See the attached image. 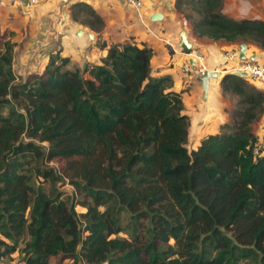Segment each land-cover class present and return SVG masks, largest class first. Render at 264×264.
Returning a JSON list of instances; mask_svg holds the SVG:
<instances>
[{
  "label": "trees",
  "instance_id": "obj_1",
  "mask_svg": "<svg viewBox=\"0 0 264 264\" xmlns=\"http://www.w3.org/2000/svg\"><path fill=\"white\" fill-rule=\"evenodd\" d=\"M174 2L192 11L184 17L194 35L264 49L263 19L228 16L221 0ZM70 13L95 31L103 24L85 1ZM14 44L0 46V258L19 249L25 264H264V154L251 152L263 88L225 72L220 87L237 96L233 126L188 149L180 91L168 74H150V46L98 41L99 62L69 67L54 50L40 72L18 79ZM51 160L57 170L40 164ZM32 174L68 178L85 209Z\"/></svg>",
  "mask_w": 264,
  "mask_h": 264
},
{
  "label": "crops",
  "instance_id": "obj_2",
  "mask_svg": "<svg viewBox=\"0 0 264 264\" xmlns=\"http://www.w3.org/2000/svg\"><path fill=\"white\" fill-rule=\"evenodd\" d=\"M81 1L88 3L100 14L102 26L95 31L80 23L78 19H73L67 11L61 13L59 21H56L55 14L54 16L51 14L52 19H49L47 14V24L40 30L43 36L40 40L33 38L32 42L28 43V48L19 50L15 60L16 70L13 68L14 73L16 71L24 78L28 72H40L47 61L48 52L51 51V46L47 48L49 45H54V50H58L60 55L68 56L70 62L81 66L86 61L99 62L100 57L105 54V48H100L97 45L98 41L108 43L129 38L137 44H146L152 48L150 74L155 76L168 74L172 80V88L180 91L183 112L189 118L187 143L191 148H194L204 135L218 131L220 125L233 120L229 109L237 96L222 91L219 80L225 72L233 70L228 66V62L222 61L221 53L225 49H237L238 42L194 35L174 0H144V4L139 8L128 6L121 0ZM261 1L224 0L221 10L235 18L246 16L264 20V11L260 12ZM43 6L40 5V8ZM39 10H36L37 14ZM154 11L161 12V17L150 18ZM90 30L93 39H90ZM181 30L184 31L190 47L180 43ZM43 41L49 45L42 46L38 51L36 45ZM247 47L246 55L260 53L256 59L264 62V53H261L264 49L251 43H247ZM196 50L203 53L206 68L216 70L215 79L208 82L205 97L201 95L199 76L194 72L197 62L193 53ZM191 58L194 59V63L189 61ZM248 82L252 83L249 80ZM263 124L264 111L251 125L256 137L260 134ZM68 259L70 258L54 256L50 258L48 264H54V261L63 264ZM22 264L25 263L22 261Z\"/></svg>",
  "mask_w": 264,
  "mask_h": 264
},
{
  "label": "rangeland",
  "instance_id": "obj_3",
  "mask_svg": "<svg viewBox=\"0 0 264 264\" xmlns=\"http://www.w3.org/2000/svg\"><path fill=\"white\" fill-rule=\"evenodd\" d=\"M74 1L76 0H37L35 4L27 5V6H23V5L19 6L16 4H11V3L0 1V46H1L2 41L5 39L14 41L15 44L12 49V58H13L12 59L13 60L12 69L14 68V70H16L17 65H15V60L17 58L19 50L23 48L25 49L28 48V43L32 42L33 38L34 39L38 38L39 40L41 39L43 35L40 33V30H43L44 26H46L47 24L46 20L48 18L52 19L55 14L56 21H59L61 19V13L63 11H67V13L70 12V4ZM223 3H224V0H221V6ZM261 4L262 5H260L261 6L260 12L264 11V0L261 1ZM40 5H44V6L40 8ZM179 8L183 12L181 13L183 17H184V14L185 15L192 14V11L189 9L188 5H182ZM38 9H40L38 11L39 14L36 13V10ZM47 14L49 15V17L47 16ZM78 17L83 18L84 15L80 14L78 15ZM184 19L186 18L184 17ZM235 42H240V41H235ZM245 42L255 44L254 42H250V41H245ZM46 45H49V43H47L46 41H43L37 44L36 47H38V51H40L41 47L46 46ZM49 47L51 48V51L54 52V49H55L54 45L47 46L48 49ZM48 54H47V59H48ZM71 64L75 65V63L69 62L67 66L69 67ZM15 74L18 77V79L22 78L20 75L16 73V71H15ZM232 104L233 105L230 107L229 112L231 108L235 106V101ZM2 112H6L5 108L2 109ZM228 126L229 127L226 128V130H229L230 128H232L233 120H231L230 123H228ZM221 127L222 125H220V129L218 131L222 129ZM41 144L44 148H47L46 141H42ZM186 146L188 149H191L187 141H186ZM40 164L41 166L42 165L51 166L55 168L56 170L59 167V164L53 160L44 161V162H41ZM31 179L34 184H39L44 191H49L51 189L53 192H58V197L64 200L67 205L72 204L73 209L77 213L85 209L84 206L78 203V200H81L83 198L82 194L79 193L74 188L73 184L68 178L63 176L61 179H58L52 183L48 178L44 179L40 175L32 174ZM99 208H102V207L99 206ZM125 220H126V213H122L121 221L125 222ZM113 235L114 234H111V236ZM117 235L127 236L126 230L118 232ZM169 242L171 243L172 240L169 239ZM17 246L18 247L22 246V242H18ZM22 261H23L22 253L19 249H16L12 251L10 254L5 255L2 258H0V264H22ZM79 262L80 261H78V263L76 264L85 263L83 261L80 263ZM240 262L242 264H255L250 259L241 260ZM54 264H58V262L54 261ZM63 264H75V263L72 261V259H68L67 261L63 262ZM100 264H105V263L102 262Z\"/></svg>",
  "mask_w": 264,
  "mask_h": 264
},
{
  "label": "built area",
  "instance_id": "obj_4",
  "mask_svg": "<svg viewBox=\"0 0 264 264\" xmlns=\"http://www.w3.org/2000/svg\"><path fill=\"white\" fill-rule=\"evenodd\" d=\"M1 2L16 4L19 6L32 5L37 0H0ZM128 6L133 8H139L144 4V0H121ZM196 60V66L194 72L199 76L206 69L204 63V55L200 50H196L193 53ZM223 62H228L229 67L233 70H239L246 72L247 80L251 81L256 86L264 87V62L257 59L250 60L248 58L238 59V50L236 48L225 49L221 53ZM191 68V67H190ZM251 152L254 156L264 154V124L262 125L260 134L256 137V141L251 146Z\"/></svg>",
  "mask_w": 264,
  "mask_h": 264
},
{
  "label": "water",
  "instance_id": "obj_5",
  "mask_svg": "<svg viewBox=\"0 0 264 264\" xmlns=\"http://www.w3.org/2000/svg\"><path fill=\"white\" fill-rule=\"evenodd\" d=\"M161 15H162L161 12L154 11V12H152L150 14L149 17L155 19V18H160ZM89 36H90V39H93L92 30L89 31ZM179 36H180V43L183 44L185 47H190V43L186 39V35H185L183 30L180 31ZM246 47H247V43L245 41L238 42V44H237L238 59L248 58L250 60H253V59H256L260 55V53H253V54H250V55H246L245 54ZM261 53H264V51H262ZM189 61L191 63H194V59L193 58H191ZM230 72L233 73V74H237V75H239L241 77H244V78L247 76L246 72H244V71L232 70ZM215 77H216V70L208 69V68H206L203 71V73L201 75H199V81H200L202 97H205V93H206V90L208 88V82L210 80L215 79ZM263 90H264V87H263Z\"/></svg>",
  "mask_w": 264,
  "mask_h": 264
},
{
  "label": "bare ground",
  "instance_id": "obj_6",
  "mask_svg": "<svg viewBox=\"0 0 264 264\" xmlns=\"http://www.w3.org/2000/svg\"><path fill=\"white\" fill-rule=\"evenodd\" d=\"M247 48H248V47H246V49H245V53H246V51H247Z\"/></svg>",
  "mask_w": 264,
  "mask_h": 264
}]
</instances>
